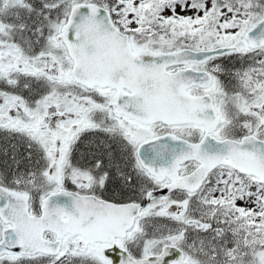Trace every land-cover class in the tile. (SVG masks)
Segmentation results:
<instances>
[{"label": "snow or ice", "instance_id": "1", "mask_svg": "<svg viewBox=\"0 0 264 264\" xmlns=\"http://www.w3.org/2000/svg\"><path fill=\"white\" fill-rule=\"evenodd\" d=\"M0 264H264V0H0Z\"/></svg>", "mask_w": 264, "mask_h": 264}]
</instances>
